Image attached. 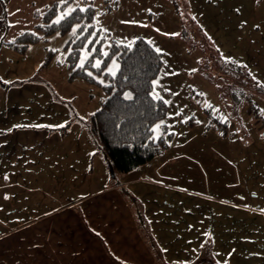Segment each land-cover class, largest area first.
Here are the masks:
<instances>
[{
	"label": "rangeland",
	"instance_id": "374dc122",
	"mask_svg": "<svg viewBox=\"0 0 264 264\" xmlns=\"http://www.w3.org/2000/svg\"><path fill=\"white\" fill-rule=\"evenodd\" d=\"M207 4H204L205 7L212 10ZM89 5L94 8L92 23L95 33L98 34L90 33L83 39L77 66H83L89 59L94 66H98L113 42L132 45L138 38L144 39L156 50L159 49L163 55L152 92L154 97H160L167 103V115L163 124L166 121L170 132L181 133L169 155V162L159 165L160 174L164 175L157 176L159 180L175 187L196 191L208 202L219 200L227 203L244 196L245 200H240L241 204L261 205V194L254 193V200L248 199L247 194H241L240 187L232 184L230 169L234 167V162L229 157V149H226L227 140L219 139V133L212 132L207 126L223 121L219 114L229 113L235 116L240 114L241 108L244 107L252 115L255 127L262 123L260 120L256 122L258 113H255L245 99L254 90L257 94L262 93L252 84L249 77L238 72L233 62L249 70L250 58L264 57V49L261 48L263 45L257 44L264 32L251 31L249 28L237 29L231 18H224L217 11H211L209 16L193 15V8L188 0H0V59L9 61L5 59L6 54L2 49L6 47L5 49L12 51L5 42L14 41L24 32H34L41 36L39 25L59 22L61 17H65L64 13L69 15L75 9H85ZM226 7L227 4L224 3L223 10ZM49 9H55L51 21L45 19ZM78 26L79 23L74 22L63 33L54 31L47 39L40 38L32 43L23 55L12 52L18 60L30 59L38 63L30 78L23 79L20 83L8 82V75H4L6 71H3V74L0 72V118H3L0 119V126L13 123L40 129L42 122L50 120L44 117L48 110L37 108L35 92L41 91V86L47 88L51 96L49 98L53 99L54 103H63L67 108V118L59 121L56 126L61 127L67 121H72L67 130L70 132L67 143L62 145L57 142L55 146L54 143L45 146L48 138L42 139L45 135L41 133L38 135L40 138L33 136L32 140L20 147V155L30 153V162L19 163L14 168L17 169L16 173L8 174L11 176L12 185L3 186L0 182V205H13L14 210L19 211V205H45L46 201H60L71 198V193L79 194L82 189L90 186L87 180L76 177L73 181L79 186L72 188L68 169H71L76 161L73 157L69 158V154L76 153L77 146L73 144L78 131L75 126H81L76 121V115L86 120L99 108L105 93L101 86L95 83L86 82L81 78L69 80L72 71L68 62V42L78 34ZM97 44L101 56H98L96 51ZM117 68L118 61L113 59L106 70L114 73ZM249 71L251 73V70ZM235 72L238 73V78ZM97 80L104 81L99 76ZM256 97L253 95L255 105L264 106L263 100ZM191 111L192 117L189 120L196 121L195 127H182L181 121L188 120L187 114ZM262 114L264 115L263 110ZM163 124L161 122L154 126L155 136L161 133ZM81 128L85 130L82 126ZM52 133L51 138L54 135L60 139L65 136L60 130L50 131V134ZM186 139L188 143L182 146ZM62 149L70 161L64 160L60 155L59 150ZM93 155L101 157L99 154ZM4 161L6 159H0V170L11 164L10 161ZM102 162L104 163L103 159ZM81 163L84 167L85 164L90 166L88 172L92 169V158L89 163ZM83 166L79 165L78 173L85 171ZM107 175L105 186H117L129 204V196L141 202V198L133 195L134 192L122 184L125 174L118 178L117 183L110 180L108 171ZM7 178L3 177L2 182L5 183ZM123 189L127 192L122 191ZM222 209L215 215L213 209L206 211L203 215L205 220L200 218L205 222L204 232L200 233L207 234L206 240H209L208 237L213 238V235L224 239L226 233L238 234L244 238L241 249L247 251L241 260L243 262L238 264H264V224L259 225L264 221V210L252 211L250 215L251 212L244 207L233 208L232 211ZM201 210L204 212L203 208ZM231 215L232 218L229 219ZM249 222H253V226L246 224ZM135 225L137 231H134L133 238H141L142 245L152 256V264H165L155 256L142 237L136 219ZM224 249L223 246L218 255L206 254L208 262L205 264H234L233 257H226ZM141 257L142 264L148 262L145 255ZM224 260L226 261L223 262ZM193 264L204 263L197 258Z\"/></svg>",
	"mask_w": 264,
	"mask_h": 264
},
{
	"label": "crops",
	"instance_id": "0c3cea01",
	"mask_svg": "<svg viewBox=\"0 0 264 264\" xmlns=\"http://www.w3.org/2000/svg\"><path fill=\"white\" fill-rule=\"evenodd\" d=\"M188 2L193 8V15L209 16L211 11H217L220 16L231 18L237 29L249 28L251 31L264 32V0H188ZM206 2L212 10L205 7ZM224 3L227 7L223 10ZM257 44H262L261 48L264 49V36L257 41ZM5 48L2 50L6 54L5 59L9 61L0 59V72L3 74V71H6L4 75H8V82L18 83L30 78L38 63L30 59L18 60L12 49L9 51ZM249 61L251 73L247 70L252 84L257 81L253 85L258 87L259 84V87H263V89L258 88L262 94L259 92L257 94L256 90L252 92V99L253 95L259 96L264 102V57H252ZM41 88V91L35 92L37 108L48 110L44 117L50 120L40 122L43 124L40 129L13 123L0 126V159H6L4 161L6 163L11 162L0 170V180L3 177L10 179L11 176L8 174L16 173L17 169L14 168L19 163L30 162L28 159L30 153L28 155L19 153L20 147L32 140L33 136L40 138L38 135L44 134L45 137L42 139L48 138L45 146L53 143L55 146L57 142L63 145L68 142L69 131L62 139L57 135L50 137L53 135L50 131L60 128L56 126L57 123L67 118V108L63 103L61 105L54 103L53 99L49 98L51 96L47 88L43 86ZM29 92L31 94L32 90ZM256 108L258 109L256 122L260 120L264 124L262 114L264 106L257 104ZM191 113L192 111L187 114L188 120L181 121L182 127L185 125L195 127L196 121L189 120L192 117ZM219 115L224 120L207 127L212 132L219 133V139L227 140L226 149L227 151L229 149V157L234 162V167L230 169L232 184L240 187L241 194H247L248 199L254 200L256 197L254 193L261 194V205L241 204L240 200L242 201L244 196L227 203L218 199V202H208L196 191L175 187L159 180L157 176H164L160 174L159 165L162 162H169V155L181 133V131H171L175 133L164 153L128 172L122 178V184L133 191L135 193L133 195L141 198V209L148 221L150 232L161 249L165 264H192L201 255L207 234H201L200 231L204 232L203 215L208 209L214 210L213 215L222 208L232 211L233 208L244 207L251 212L250 215L257 210H264V125L259 123V126L255 127L252 123L254 119L246 107L241 108L240 114L235 116L229 113ZM164 125L170 132V126L166 121ZM75 127L78 131L73 144L77 146L76 153L69 154L70 148L68 154L69 158L73 157L76 164L68 169V176L73 183V189L79 186L73 181L76 177L87 180L89 188L82 189L79 194L71 193V198L49 203L46 201L45 205H19V211L14 210L13 205L1 204L0 264H142V255H145L148 261L144 264H152V256L142 245L141 238L138 236L136 240L133 238L134 231H137L135 208L127 202L117 186H105L108 175L101 157L93 155L94 146L85 130L80 125ZM187 143L186 139L182 146ZM59 152L64 160L70 161L63 149ZM91 158L92 169L88 172L90 166L85 164L84 167L81 162L89 163ZM79 165L83 166L85 171L78 173ZM8 178L5 179V183L0 181L3 186L12 185V180ZM67 187L72 189L70 186ZM201 217L203 220L200 219ZM231 218L232 215L229 219ZM246 224L253 226V222ZM261 224H264L263 220L259 223ZM211 239L210 248L213 255L222 252L224 246L225 256L233 257L234 264L243 262L241 260L244 259V253L247 251L241 249L243 246L241 243L244 242L242 236L226 233L224 239L215 235Z\"/></svg>",
	"mask_w": 264,
	"mask_h": 264
},
{
	"label": "trees",
	"instance_id": "16d2710c",
	"mask_svg": "<svg viewBox=\"0 0 264 264\" xmlns=\"http://www.w3.org/2000/svg\"><path fill=\"white\" fill-rule=\"evenodd\" d=\"M54 10H48L45 15L46 20L51 21ZM93 15L94 8L91 5L83 11L75 9L59 22L39 25L38 28L42 31L41 36L34 32H24L14 41L5 42V45L22 55L40 38L47 39L54 31L63 33L74 22L79 23L78 34L68 42L70 47L68 62L69 69L72 71L69 80L81 78L86 82L95 83L101 86L105 98L99 108L86 120L76 115V121L81 124L91 139L94 145L93 154H99L102 157L110 180L117 183L121 175L147 164L164 153L173 139L174 133L169 132L163 124L167 115V103L160 97H154L152 92L153 82L160 71L163 55L147 41L138 38L132 45L113 42L106 54L102 56L98 66H94L90 59L83 66H77L83 39L90 33H95L92 23ZM97 34L98 32L95 33ZM96 48L98 56H101L99 44ZM113 59L118 61V68L114 73H110L106 69ZM233 65L239 73L250 78L249 71L243 65L236 62H233ZM237 74L235 72L236 78H238ZM98 76L104 81L97 80ZM256 83L257 81L253 84ZM259 86L258 84V88L263 89ZM252 94V92L249 93L245 99L256 111L255 113H258ZM257 98L260 99L259 96ZM161 122L163 124L161 133L155 136L154 126ZM71 123L72 121H67L58 128L62 135L67 132ZM129 199L131 206L135 208V219L142 237L155 256L164 263L161 249L154 240L141 209L142 203L132 196H129ZM207 239L209 240L205 241L201 255L198 257L204 264L208 262L206 254L213 255L210 248L212 239L210 237Z\"/></svg>",
	"mask_w": 264,
	"mask_h": 264
},
{
	"label": "snow or ice",
	"instance_id": "6c2138e0",
	"mask_svg": "<svg viewBox=\"0 0 264 264\" xmlns=\"http://www.w3.org/2000/svg\"><path fill=\"white\" fill-rule=\"evenodd\" d=\"M71 11V10H70ZM81 11H83V9H81ZM68 15V13L66 12V13H64V16H67ZM61 18H63V17H61ZM58 22V21H57ZM173 35H175V34H173ZM157 51L159 52L160 50L159 49H157Z\"/></svg>",
	"mask_w": 264,
	"mask_h": 264
}]
</instances>
